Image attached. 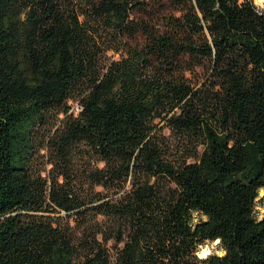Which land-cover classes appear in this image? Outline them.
I'll return each instance as SVG.
<instances>
[{"label":"trees","instance_id":"obj_1","mask_svg":"<svg viewBox=\"0 0 264 264\" xmlns=\"http://www.w3.org/2000/svg\"><path fill=\"white\" fill-rule=\"evenodd\" d=\"M261 188L251 0H0V264H264Z\"/></svg>","mask_w":264,"mask_h":264},{"label":"rangeland","instance_id":"obj_2","mask_svg":"<svg viewBox=\"0 0 264 264\" xmlns=\"http://www.w3.org/2000/svg\"><path fill=\"white\" fill-rule=\"evenodd\" d=\"M164 6H168V0H159ZM167 12H171V10H167ZM255 215L257 218H261L264 215V188H261L258 191V197L256 199V206H255ZM199 219V217H196ZM203 219V217H201ZM206 249L208 250V254H217L222 255L223 251L219 247L217 242H206L204 245L199 246L197 254L200 257L202 251ZM207 254V255H208ZM202 258V257H200Z\"/></svg>","mask_w":264,"mask_h":264},{"label":"built area","instance_id":"obj_3","mask_svg":"<svg viewBox=\"0 0 264 264\" xmlns=\"http://www.w3.org/2000/svg\"><path fill=\"white\" fill-rule=\"evenodd\" d=\"M257 10L264 11V0H251ZM78 110V107H75Z\"/></svg>","mask_w":264,"mask_h":264},{"label":"bare ground","instance_id":"obj_4","mask_svg":"<svg viewBox=\"0 0 264 264\" xmlns=\"http://www.w3.org/2000/svg\"><path fill=\"white\" fill-rule=\"evenodd\" d=\"M215 242H217V241H215ZM208 252H209L208 250L204 249V250L202 251V254H201L200 257H205V256H207Z\"/></svg>","mask_w":264,"mask_h":264},{"label":"water","instance_id":"obj_5","mask_svg":"<svg viewBox=\"0 0 264 264\" xmlns=\"http://www.w3.org/2000/svg\"><path fill=\"white\" fill-rule=\"evenodd\" d=\"M202 258H204V257H202Z\"/></svg>","mask_w":264,"mask_h":264}]
</instances>
